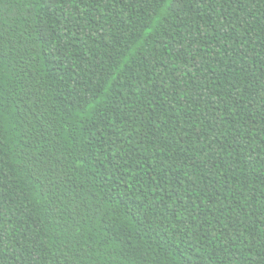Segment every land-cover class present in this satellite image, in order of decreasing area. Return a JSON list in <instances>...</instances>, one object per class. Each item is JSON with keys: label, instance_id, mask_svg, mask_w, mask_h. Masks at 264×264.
Masks as SVG:
<instances>
[{"label": "trees", "instance_id": "16d2710c", "mask_svg": "<svg viewBox=\"0 0 264 264\" xmlns=\"http://www.w3.org/2000/svg\"><path fill=\"white\" fill-rule=\"evenodd\" d=\"M29 3L0 0V264H264L261 6ZM192 200L207 223L173 231Z\"/></svg>", "mask_w": 264, "mask_h": 264}, {"label": "snow or ice", "instance_id": "6c2138e0", "mask_svg": "<svg viewBox=\"0 0 264 264\" xmlns=\"http://www.w3.org/2000/svg\"><path fill=\"white\" fill-rule=\"evenodd\" d=\"M73 3H76V0H72ZM80 3H84V0H79ZM168 4L172 3V0H167ZM238 2V0H237ZM33 3L35 4L37 13L39 14L41 8L43 7V4L41 3V0H32V3H29V7L33 6ZM197 3V7L198 9H204V8H208L209 5H211L212 9H215L217 4H223L224 0H196ZM247 3L250 5H257L259 4L261 7L260 8H255L254 11L251 12L252 15L256 16H260L262 19H264V0H247ZM183 4V0H181V5ZM167 14V13H165ZM202 18V17H201ZM72 17H68V22L72 23ZM247 19V17H244L240 20V24L241 26H244L245 20ZM221 26L226 27V25H224L223 23L221 24ZM207 27V26H205ZM261 31H264V28L261 29ZM185 35L188 37L187 39V43L192 44L194 41L196 42V44L198 45L199 42L201 41L202 37H203V29H201V32L198 33H193L191 36L188 35V33H185ZM247 43V42H245ZM217 48L219 47V45L216 46ZM184 50V45L181 44L180 45V49L177 50V59L180 58V53ZM198 47L196 48V51H198ZM236 51H240L239 49H237ZM245 59H248L247 53H245ZM173 67H179V65L173 63L172 64ZM197 67H200L199 64H197ZM5 69L6 66L0 64V85H4L7 82L8 77L5 75ZM184 74L187 75V69L184 70ZM236 97H238L239 99H233V100H227V98H225V100H220V99H216L213 101L214 104H218V103H224L225 101L227 103H237V102H243V97L241 96L240 92L238 91L236 93ZM251 102L254 105V110L258 113L262 115V118H264V93H261V95L259 97H252ZM258 103L259 107L256 108L255 104ZM211 107V106H209ZM229 115H231V113H229ZM209 117L215 122V124L217 125V127L219 129H222L226 124L227 121H219L216 120V117L213 116L211 113H209ZM235 122V121H234ZM166 123V122H165ZM256 124V118L255 116H251L250 117V130L247 133L248 135V140L251 142L253 141V136L251 133V128H254ZM237 131L239 132V128L237 129ZM261 132H264V127L261 128ZM137 133L133 130L131 135L135 136ZM221 134L227 138V133L226 132H221ZM197 135H199V133H197ZM235 142L240 143L242 141V137L241 136H236L234 137ZM260 144L261 146H264V135H262L260 137ZM0 147H2V145H0ZM211 148L208 149V151L205 153L206 157H210L211 156ZM229 156H231V153H229ZM249 159H253V154L250 152L249 153ZM239 162V160H238ZM262 167H264V165H262ZM211 170V169H210ZM213 175H215V173H213ZM219 183L223 184L222 181H220ZM181 187H183V185H181ZM193 190H195L194 186H193ZM6 191V189H5ZM185 191H187V189H185ZM262 195H264V193H262ZM70 199V198H69ZM249 200L252 199L251 196L248 197ZM209 204H211V201L208 202ZM220 207H223V203L222 202H218ZM181 204H183V200L181 201ZM230 206V205H229ZM195 209V211H190L189 209ZM216 208H212V214L215 215L216 212ZM233 212H236V209L233 208L232 209ZM245 215H248L247 213H245ZM186 216V219L184 218ZM261 216H264V211H261ZM201 221H204V223H207V219L205 216L202 215L201 211H200V206L195 202V200H192L191 204L185 208L184 210V216L181 217H177L176 219V228L173 229V231H176L177 229L183 230L184 233L186 235H190V236H197L199 235V230L201 229ZM241 223L240 219H239V215L237 214V216L233 217L231 220H229L227 223L224 222H220L219 221V217H217V223L215 225V227L213 228V231L215 232H220L221 229H223L224 232H228L229 230V224H231V226L233 228H236L239 224ZM167 227L165 228V231L167 232ZM223 235V233H221ZM235 234V233H233ZM261 237H264V231H262L260 233ZM213 239H215V237H213ZM224 239L228 240L229 242L232 239V235H227L224 236ZM3 242V238H0V243ZM245 245L249 250V254H251V249H252V241L245 239ZM191 249V244H189V250ZM228 247L225 246L223 248V252L227 253L228 252ZM208 251H212L211 249H208ZM262 251H264V248H262ZM0 255H2V253H0ZM183 255L185 257L188 256V252L185 251L183 253ZM207 259H211V257H207Z\"/></svg>", "mask_w": 264, "mask_h": 264}]
</instances>
